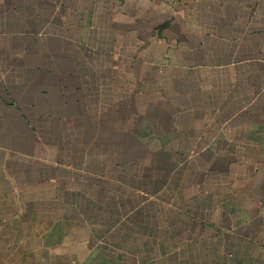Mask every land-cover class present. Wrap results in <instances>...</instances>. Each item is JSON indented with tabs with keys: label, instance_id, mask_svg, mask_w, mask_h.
Segmentation results:
<instances>
[{
	"label": "crops",
	"instance_id": "1",
	"mask_svg": "<svg viewBox=\"0 0 264 264\" xmlns=\"http://www.w3.org/2000/svg\"><path fill=\"white\" fill-rule=\"evenodd\" d=\"M0 264H264V0H0Z\"/></svg>",
	"mask_w": 264,
	"mask_h": 264
}]
</instances>
